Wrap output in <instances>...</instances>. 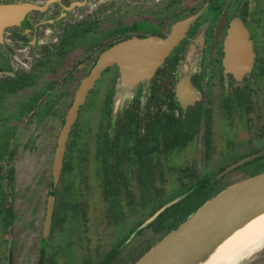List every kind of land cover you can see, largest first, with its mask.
Masks as SVG:
<instances>
[{
	"label": "flooded vegetation",
	"instance_id": "obj_1",
	"mask_svg": "<svg viewBox=\"0 0 264 264\" xmlns=\"http://www.w3.org/2000/svg\"><path fill=\"white\" fill-rule=\"evenodd\" d=\"M119 45L150 76L123 83L116 57L73 112ZM219 123L247 155L219 148ZM263 158L264 0H0V264H134L172 209Z\"/></svg>",
	"mask_w": 264,
	"mask_h": 264
},
{
	"label": "water",
	"instance_id": "obj_2",
	"mask_svg": "<svg viewBox=\"0 0 264 264\" xmlns=\"http://www.w3.org/2000/svg\"><path fill=\"white\" fill-rule=\"evenodd\" d=\"M140 44L148 47H162L163 49H167L169 45L166 40H142ZM126 46H116L100 57L77 92L73 104V112L82 102L85 94L100 73L116 57L121 59H117L119 63L122 62L121 80L123 83L128 84L130 81L133 84L134 80L140 78V76H150L152 70L147 64L148 61L142 59V53L140 51L135 52L133 49L128 52ZM164 55L165 52L163 51L161 57ZM129 56L130 58L128 59ZM124 63L126 64L125 67H123ZM71 117L72 115L67 119L66 128L72 121ZM67 130L62 131L58 142L54 161L55 177L59 171ZM248 159H245V161ZM241 163L242 161L231 166L226 171ZM180 198L162 207L141 228L153 221L165 207L177 202ZM262 212H264V172L234 183L207 200L175 229L154 244L134 264H198L203 257L228 235Z\"/></svg>",
	"mask_w": 264,
	"mask_h": 264
},
{
	"label": "bare ground",
	"instance_id": "obj_3",
	"mask_svg": "<svg viewBox=\"0 0 264 264\" xmlns=\"http://www.w3.org/2000/svg\"><path fill=\"white\" fill-rule=\"evenodd\" d=\"M263 246L264 212L254 216L228 235L198 264H239L244 258Z\"/></svg>",
	"mask_w": 264,
	"mask_h": 264
},
{
	"label": "rangeland",
	"instance_id": "obj_4",
	"mask_svg": "<svg viewBox=\"0 0 264 264\" xmlns=\"http://www.w3.org/2000/svg\"><path fill=\"white\" fill-rule=\"evenodd\" d=\"M91 114L92 107L90 106L84 116V120L89 119ZM218 129L222 134V138L221 141L218 142V146L227 152V156L233 151H239L243 156L250 152L247 146L241 145L245 138L243 126H239V128H228L219 123ZM261 172H264V158L251 162L250 164L227 174L218 186H220V188L221 186H229ZM239 264H264V246L244 258L241 262H239Z\"/></svg>",
	"mask_w": 264,
	"mask_h": 264
},
{
	"label": "trees",
	"instance_id": "obj_5",
	"mask_svg": "<svg viewBox=\"0 0 264 264\" xmlns=\"http://www.w3.org/2000/svg\"><path fill=\"white\" fill-rule=\"evenodd\" d=\"M203 201H205V199H202L196 206H193L192 208L180 207L172 209L167 221L162 224V230L167 233L171 229H174L179 222L185 220L189 213L192 212V210H194Z\"/></svg>",
	"mask_w": 264,
	"mask_h": 264
}]
</instances>
